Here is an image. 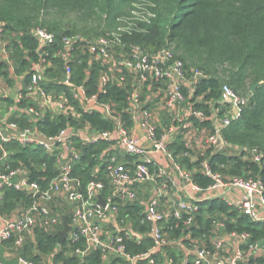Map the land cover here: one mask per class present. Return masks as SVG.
<instances>
[{
	"label": "built area",
	"instance_id": "2783aa9c",
	"mask_svg": "<svg viewBox=\"0 0 264 264\" xmlns=\"http://www.w3.org/2000/svg\"><path fill=\"white\" fill-rule=\"evenodd\" d=\"M132 13L120 19L118 29L97 38L80 33L57 38L53 32L37 27L34 35L39 59L29 71V83L25 85L13 72L20 84L11 93L0 82V243L12 242L20 248L35 239L38 231L59 233L63 229V215L70 212L71 229L65 241L69 253L81 259L101 252L103 264H112L117 258L123 260L122 264H140L141 260L155 264L161 256L165 257V264H258L255 261L264 257V241L253 242L251 233L246 231H229L224 215H208L209 224L207 219L201 224L199 214L201 203L219 200L255 221L264 222V182L260 178L227 176L215 169L210 159H203L197 169L211 182L202 186L170 149L180 136L193 152L196 146L213 151L229 146L223 131L242 118L250 97L224 83L221 106L213 107L208 117L191 101L203 72H189L171 48L149 50L126 42V36L141 30L140 21L149 22L154 16L146 5ZM4 36L5 26L0 22V60L9 62ZM52 57L64 65V77L55 83L66 86L73 100L79 102L78 114L64 92L59 94L42 87L48 80V69L53 66ZM85 59L86 78L79 83L74 76L75 64L82 65ZM94 67L101 70L97 91L91 92ZM112 84L127 91L121 111L130 115L132 126L125 124L115 105L101 99ZM9 99L12 103H8ZM25 99L35 104L25 106ZM71 111L78 116L101 112L112 127L97 129L89 122L80 127L68 123L52 135L39 127L48 113L69 116ZM194 119L212 120V130L200 129ZM77 140L83 144L105 141L110 145L104 152L108 156L106 161L96 167V171L105 169L108 173L106 195L103 181L91 180L82 190L73 175L74 163L83 155ZM140 140L142 144L138 143ZM14 141L41 147L55 156L58 173L47 187L32 180L23 164L11 165L6 145ZM251 154L258 162L263 158L256 148ZM158 156L167 164H161ZM190 156L193 161L197 158L196 154ZM139 185L151 188L148 197L140 198ZM6 188L28 193V201H20L9 214L3 210ZM99 195L105 204L99 201ZM129 209H137V220L127 212ZM173 230H181V235L173 237ZM146 241H150L147 251L133 254L128 250L129 242L141 245ZM171 250L179 254L177 262L168 253ZM17 264L38 263L19 255Z\"/></svg>",
	"mask_w": 264,
	"mask_h": 264
},
{
	"label": "trees",
	"instance_id": "16d2710c",
	"mask_svg": "<svg viewBox=\"0 0 264 264\" xmlns=\"http://www.w3.org/2000/svg\"><path fill=\"white\" fill-rule=\"evenodd\" d=\"M154 13L150 21H140L141 30H135L124 40L136 43L149 50L171 48L176 57L183 60L186 69L201 70L204 76L198 81L191 101L195 107L203 110L210 117L213 107H220L222 85L230 84L237 92L250 97V102L242 118L223 131L229 146L219 151L212 148L202 149L195 161V152L187 148L183 136L171 143L170 149L176 160L186 169L193 171V179L202 186H208L211 179L197 169L203 159H210L213 167L225 175H238L260 178L264 182V0H0V22L5 26L4 41L9 55V62L0 60V82L5 88H15L21 77L26 85L30 81L29 71L39 59L38 41L34 35L37 27L45 28L61 38L65 34L80 33L85 37L97 38L119 28L125 16L132 15L139 6H144ZM147 15V11H145ZM53 53L54 49L50 48ZM53 66L48 69V80L42 87L59 94L64 92L69 104L76 111L79 102L73 100L66 86L57 85L56 79L64 77L63 62L52 57ZM88 67L75 64V80L79 83L86 78ZM99 67H94L91 74V92L97 91ZM89 84V83H88ZM255 88V89H254ZM127 91L120 86H108V92L101 96L103 101L112 103L120 110V116L127 126L133 121L127 112L121 111L126 104ZM5 100V99H4ZM12 103V100H7ZM35 104L25 99L23 105ZM75 111V110H74ZM79 112L77 111V114ZM47 114L39 127L47 134H56L68 123L72 126H84L89 122L97 129H110L112 123L101 112L93 114ZM23 126L27 124L24 118ZM200 129L210 131L213 122L210 119H194ZM83 155L74 163L73 175L80 181V188L85 189L91 180H101L106 184L103 194L109 192V178L105 169L96 171V167L107 159L104 154L110 145L105 141L83 144ZM256 148L262 153V160L256 161L251 151ZM9 161L13 167L23 164L32 180L39 181L43 187L57 175L55 156L41 147L23 146L17 141L6 145ZM185 152L187 155H185ZM113 153V152H112ZM104 154V155H102ZM4 213L9 214L20 201H28V193L13 188L5 189ZM137 220V209H129ZM199 222L226 216L229 231L249 232L253 242L264 241V222L255 221L239 210L231 208L225 202L210 200L200 204ZM208 218L206 223L209 224ZM209 227V225H208ZM144 229V227H142ZM196 233H198L196 231ZM173 237H179L181 230H173ZM59 234L38 231L35 239H30L21 247L26 258L38 264H47L45 257L54 256L56 264H103L101 252H95L81 259L69 253L67 241L59 244ZM128 250L140 254L149 249L150 241L138 245L128 243ZM76 246H74L75 248ZM175 262L180 259L177 252L168 251ZM258 264H264V257L258 258ZM117 258L112 264H122ZM140 264H150L141 260ZM155 264H165L161 257Z\"/></svg>",
	"mask_w": 264,
	"mask_h": 264
},
{
	"label": "crops",
	"instance_id": "0c3cea01",
	"mask_svg": "<svg viewBox=\"0 0 264 264\" xmlns=\"http://www.w3.org/2000/svg\"><path fill=\"white\" fill-rule=\"evenodd\" d=\"M19 84H20L19 81H17V84L16 85H19ZM7 89H9L11 91V93H15V91L17 90V88H7ZM199 149H200V147H199ZM201 151L202 150H199L196 153H199ZM157 159L159 160V162L161 164H163V163H166L167 164V162H165V160L161 156H158ZM138 191H139L140 198L144 199V198H146V197H148L150 195L151 188H145L144 186L139 185L138 186ZM127 212L130 213L129 210ZM131 215H132V213H131ZM108 229H111V227L108 226ZM20 248L14 247L13 244H12V242H3V243H0V264H17L18 263V256L19 255H22ZM161 258H162V260L164 262V258L165 257L164 256H161ZM44 261L47 264H56L54 262V256H53V254L45 257Z\"/></svg>",
	"mask_w": 264,
	"mask_h": 264
},
{
	"label": "water",
	"instance_id": "95a60500",
	"mask_svg": "<svg viewBox=\"0 0 264 264\" xmlns=\"http://www.w3.org/2000/svg\"><path fill=\"white\" fill-rule=\"evenodd\" d=\"M255 89V88H254ZM141 134V133H140ZM143 140H140L138 143L142 144ZM3 157V151H0V159ZM99 201L102 204H105V200L102 195H99ZM71 216V213L69 212L68 214H64L62 217L63 221V229L59 231V243L62 244L66 240V238L69 235V230L71 229V225L69 224V218ZM240 264H243L242 262Z\"/></svg>",
	"mask_w": 264,
	"mask_h": 264
},
{
	"label": "rangeland",
	"instance_id": "374dc122",
	"mask_svg": "<svg viewBox=\"0 0 264 264\" xmlns=\"http://www.w3.org/2000/svg\"><path fill=\"white\" fill-rule=\"evenodd\" d=\"M195 144H196V143H195ZM199 150H202V149H201V148L199 149V147L196 146V147H195V150H194L195 154H196V152H198ZM199 153H200V152H199ZM199 153H198V154H199Z\"/></svg>",
	"mask_w": 264,
	"mask_h": 264
}]
</instances>
